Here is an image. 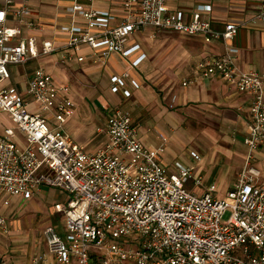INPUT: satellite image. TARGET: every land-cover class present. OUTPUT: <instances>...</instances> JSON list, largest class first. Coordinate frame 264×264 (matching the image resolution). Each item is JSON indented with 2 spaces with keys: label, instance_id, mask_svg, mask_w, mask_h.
<instances>
[{
  "label": "built area",
  "instance_id": "2783aa9c",
  "mask_svg": "<svg viewBox=\"0 0 264 264\" xmlns=\"http://www.w3.org/2000/svg\"><path fill=\"white\" fill-rule=\"evenodd\" d=\"M73 1L66 9L70 20L60 27L65 42L45 40L40 48L32 32L42 26L27 4L13 8L15 0H4L0 6V111L15 125L0 133V196L27 201L43 187L67 193L66 202L54 207L63 214V232L53 226L43 230L56 264H264V180H257L261 170L255 165L264 148V73L241 69L236 58L235 40L247 22L215 28L203 16L211 12L209 4H198L185 20L182 10L166 9L168 0H121L120 12L93 7V0ZM256 21H264V9L250 22ZM145 29L222 42L223 53L204 57L195 70L200 78L221 77L249 98L244 164L223 199L214 197V183L201 193L193 190L203 181L193 166L182 160L164 165L167 138L158 146L146 145L128 109L113 108L99 130L105 142L90 152L63 129L75 111L67 84L56 83L42 66L33 70L24 91L10 83L9 65L54 53L64 65L83 63L85 47L94 63L116 55L136 67L146 54L140 44H126ZM128 79L127 72L113 75L110 90L131 97ZM189 82L184 79L183 85ZM130 84L139 87L133 79ZM189 154L201 159L195 151ZM6 225L0 215V229ZM33 262L47 260L37 256Z\"/></svg>",
  "mask_w": 264,
  "mask_h": 264
},
{
  "label": "crops",
  "instance_id": "0c3cea01",
  "mask_svg": "<svg viewBox=\"0 0 264 264\" xmlns=\"http://www.w3.org/2000/svg\"><path fill=\"white\" fill-rule=\"evenodd\" d=\"M3 1L0 0V6L3 5ZM78 1L85 3L84 0ZM73 2V0H15L13 8H18L24 3L27 4L33 21L41 24L40 30L32 32L36 37L37 46L40 48L45 40L52 41L56 45L65 42L67 35L61 32L60 27L69 22L70 16L66 13V9ZM120 2L121 0H93L91 5L96 8L120 12ZM198 4L211 5V12L204 13L203 16L210 20L215 28H222L228 22H247L241 27L235 40L239 47V52L236 55L237 63L244 70L264 72V21L250 22L253 16L264 9L262 0H168L166 9L182 10L185 13V20H189L192 10ZM24 33L25 35L30 34L27 30ZM173 34L179 36H173ZM161 36L166 38L161 39ZM134 43L140 44L141 51L146 54V57L136 67L127 66L116 55L110 56L104 63H94L89 57L91 51L85 47L81 52L86 58L83 63L69 62L64 65L60 62L59 54L42 55L23 66H19L15 74L10 69V83L24 91L33 70L42 66L53 76L56 83L67 84L70 90V76L85 75L93 83L95 82L99 88L96 90L110 91V78L113 75H122L127 72L129 74L127 87L131 90V97L124 98L121 93H115L116 97L112 103L103 94V96L95 97V101L97 100V105L110 108L111 111L115 106L131 109L134 122L138 126L139 137L146 145L158 146L162 142V137H166L167 141H170L169 128L165 125L170 124L171 117L167 105L171 101L174 106L198 104L197 106L201 107L206 115L216 118L223 128L229 130L230 139L239 138L244 144L243 138L248 130V96L229 88L219 76L200 78L195 70L197 63L204 57L223 53L224 45L222 42L215 41L208 44L199 36H188L172 30L145 29L130 36L126 45L130 46ZM54 72L61 78L55 77ZM196 78L198 80H195ZM132 79L138 82V88L131 86L130 80ZM184 79L190 81L186 86L183 85ZM71 97L75 102L76 111L81 99L74 96L72 90ZM174 97L175 100H173ZM87 99L90 101L89 98ZM107 113L109 117L111 113L109 111ZM100 129L102 128H96V134L100 136V142L96 149L106 140L105 134L99 132ZM142 129H145L143 133L140 131ZM150 131L156 133V137L160 140L159 143L150 139L148 135ZM66 133L70 135L68 132ZM259 157L264 160V148H262ZM202 187L205 188L206 186L202 185ZM203 188L198 187L193 190L201 193L204 191ZM42 191L43 188L30 199L29 211L38 210V202L34 200ZM1 198L3 201L9 200L8 205L3 203L4 206L8 207L4 210L8 212L4 217L6 220L8 217L12 219L11 222L8 221V226L14 227L16 225L17 228H21L13 218H16L15 214L21 211L20 202L25 201L8 195H1ZM66 200L67 198L63 203L55 202L49 214L40 216L38 221L46 220L45 226L36 229L38 223L34 225V222L30 221L32 228L26 231L28 233L26 240L30 246L23 245V249L18 251L16 255H9L3 260L10 264H43L34 263L33 259L37 256H45L46 264H56L54 257L48 253L44 237L41 238L38 247L32 248V246L36 230L43 234V230L47 226H53L59 232H63V214L56 213L54 207L56 204H64ZM52 218H60L61 223L52 224ZM31 235H33L32 238ZM72 264L76 263L73 262Z\"/></svg>",
  "mask_w": 264,
  "mask_h": 264
},
{
  "label": "rangeland",
  "instance_id": "374dc122",
  "mask_svg": "<svg viewBox=\"0 0 264 264\" xmlns=\"http://www.w3.org/2000/svg\"><path fill=\"white\" fill-rule=\"evenodd\" d=\"M8 25L13 26L14 23L8 22ZM165 38L161 36V39ZM19 66L23 65H9V68L15 74ZM54 75L57 78H61L56 72H54ZM70 82L74 96H78L81 100L78 102L74 116L64 123L63 128L78 145L84 147L86 151H92L96 149L100 142V136L96 134V128L100 127L103 130L111 116L109 115L108 117L107 112H112L109 110L110 108H105L99 104L98 106L95 97L103 96L104 94L105 98H108V101L113 103L116 96L111 90L112 93L110 91L96 90L99 88H97L95 82L93 83L85 75H71ZM197 105L174 106L172 101L168 103L167 107L171 118L170 124L165 126L169 128L170 141L166 143V149L161 161L169 168L175 160H182L184 163L193 166L197 175L203 176L202 185L216 184L217 189L213 195L218 199H223L226 197L228 190L237 181V176L244 164L247 149L239 138L230 139L229 130L223 128L216 118L206 115L204 110ZM128 110L133 117V111L131 109ZM105 119L107 120L105 121ZM5 127L15 128V125L6 114L0 111V132ZM140 131L143 133L145 129ZM148 135L151 140L159 143L160 140L156 137L155 132L150 131ZM15 141L17 142L16 139ZM189 151H195L200 155L201 159L195 161L190 156ZM255 165L261 170V175L257 180H264V160H258ZM202 185L200 186L201 188H203ZM187 188H193L191 180L188 181ZM66 198L67 193L58 188L43 187L42 193L34 200L38 202L39 208L37 209L40 211H29L30 200L20 202L21 211L16 213V218L13 219L21 228H17L16 225L9 227L8 221L11 222L12 219L8 217L6 229H0V262L9 255H16L18 251L23 249V245H26V247L29 245L26 240L28 238L26 231L32 228L30 221L34 222V225L38 223L36 229L45 226L44 224L47 221L42 220L41 222L38 219L42 217V214H49L55 202L63 203ZM6 208L8 207L3 205V198H1L0 215L3 217L8 213L4 211ZM51 221L52 224L61 223L60 218H52ZM36 231L32 248L38 247L41 238H43L42 232L38 233V230ZM32 237L33 235H31Z\"/></svg>",
  "mask_w": 264,
  "mask_h": 264
}]
</instances>
